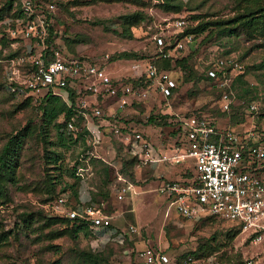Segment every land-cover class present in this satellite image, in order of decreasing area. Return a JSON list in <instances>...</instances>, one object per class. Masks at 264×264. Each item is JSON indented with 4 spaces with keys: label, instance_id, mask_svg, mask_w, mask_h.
Returning a JSON list of instances; mask_svg holds the SVG:
<instances>
[{
    "label": "rangeland",
    "instance_id": "1",
    "mask_svg": "<svg viewBox=\"0 0 264 264\" xmlns=\"http://www.w3.org/2000/svg\"><path fill=\"white\" fill-rule=\"evenodd\" d=\"M46 1L42 7H46L48 2L55 3V9L50 12L55 39L52 46L61 47L66 53L103 62L111 76L120 82L131 84L134 88L129 94L123 95L119 92L117 96H108L85 89V80L76 82V104H87L86 108L91 112L98 106L107 118L104 121L108 123V127H104L108 129L105 130L106 134L99 147L95 149V156L111 161L119 158L116 157L119 147H123L125 151L121 138L115 132L109 131L111 126L120 123L132 124L166 151L175 144L176 136L173 130L178 121L187 114L200 110L214 117L221 130L233 129L241 134L250 131L255 134V138L264 141V39L250 37L244 33L228 36L213 23V20L235 16L241 8L236 0H174V3L182 5L177 11L165 10L155 5L152 0L151 5L144 8L150 18L133 26L134 36L131 38L118 34L122 29L119 15L133 11L139 5L127 0ZM5 2L6 0H0V7ZM16 5L17 0H14V7ZM178 18L185 19L182 28L176 25ZM7 21L8 17L0 21V83L3 85L4 59L7 52L18 49L19 54L23 53L25 42L22 40L14 45L11 41L5 45L2 36L9 33L5 23ZM199 22H209L210 28L198 35L191 34L193 40L187 42L178 55H189L196 76L186 79L187 73L182 68H173V73L178 79V88L174 95L165 97L151 80L146 79L149 64L154 62L157 53L162 50L157 37L162 36L167 43L173 44L177 38L185 37H179V34L187 27L195 26ZM124 50L137 52L141 57L110 59L112 55ZM226 57H233L242 65V68L235 71V74L239 73L242 77L239 80L238 75L235 77L230 91L231 105L227 110H223V91L217 85V80L196 78L199 74L206 73L207 66L219 58ZM140 78V81H135ZM26 97L13 96L5 86L0 88V147L9 133L23 128L30 122V125L34 124L35 130H38L42 122V112L39 108L42 99L31 96L32 104L22 105ZM151 114L160 117L165 115L160 119L167 120L168 123L150 122ZM97 120L103 122V119ZM78 127L79 130L83 129L82 122ZM50 134V139L55 140V129L51 128ZM63 150L65 164L72 166L85 151L84 140L79 139ZM44 152L45 145L40 136L35 134L30 137L23 156L21 179L18 184L11 185L12 200L0 204V232L10 230L9 243L0 246V264H48L58 255L63 256V264H76L70 251L73 245L71 238H48L41 233L43 221H35L32 227H20L21 215L24 212L42 210L43 214H51V209L46 205V201H43L47 196L42 190L46 172ZM170 164L167 166L173 172H167L165 176L176 178L178 173L182 176L184 169L193 166V160L187 158L181 163ZM141 165L143 164L136 162L133 166L134 183L138 185L135 193L127 192L124 198L118 199L113 192L116 181L114 179L111 183L110 198L95 201H105V211L116 216L113 221L119 228H126L131 224L138 228L129 242L123 245L113 240L111 243L110 240L105 244L98 243L88 228L80 233V246L94 252H105L111 264H155L148 263L141 256L139 250L146 246H152L168 257V261L162 264H232L238 258H242L246 263L252 256L264 259V245L252 243L248 233L240 231L234 239L228 240L225 233L233 224L223 218L217 216L202 223L201 218L189 219L179 214L176 206L155 190L158 176L149 167L142 172ZM84 172L91 190H97L104 178V172L94 165ZM109 178L113 179V173ZM65 180L74 182L70 174H65ZM63 184L58 186L59 190ZM77 203L78 200L72 196L69 205L75 206ZM48 230L43 229L46 233ZM213 234L219 235L224 242L221 249L206 254L190 253L198 247L200 241L210 238ZM52 244H61L62 252L56 253L53 247H50Z\"/></svg>",
    "mask_w": 264,
    "mask_h": 264
},
{
    "label": "built area",
    "instance_id": "2",
    "mask_svg": "<svg viewBox=\"0 0 264 264\" xmlns=\"http://www.w3.org/2000/svg\"><path fill=\"white\" fill-rule=\"evenodd\" d=\"M19 2L22 15L16 18V26L11 33L14 45L25 41L24 52L4 59V86L7 90L18 96L39 98L51 92L66 98L67 85L85 80V89L95 94L117 96L119 92L125 95L134 91L131 84L114 82L103 62L66 53L61 47L48 44L49 13L55 9V3L49 2L42 7L35 0ZM184 24V18L176 20L178 27L182 28ZM157 39L161 46L170 44L162 36ZM192 40L191 34L177 38L164 55L177 54ZM215 64L216 67H230L231 71L242 68L233 57L220 58ZM209 72L221 86L229 81L227 71L218 75L212 68ZM146 76L164 96H169L178 85L172 70L161 69L153 63L149 64ZM62 90H66V94ZM221 101L224 109L230 107L232 100L229 91H223ZM86 105H78L83 109L82 125L89 130L90 141L96 148L105 136L102 123L97 120L104 113L98 106L90 112ZM180 126L178 140L166 151L132 124H128L126 130L118 125L111 129L121 137L141 164L181 163L187 158L193 160V166L184 169L181 177L162 178L156 187L170 200V204L176 206L179 214L189 219L210 214L234 220L241 224V231L248 233L252 243L264 245V141L256 139L250 131L243 134L233 129L220 131L211 116L204 112L185 116ZM68 127L79 130L75 116L68 121ZM217 135L219 138L214 139ZM113 187L118 199L124 198L127 192L133 194L137 191L135 183L121 172H118ZM46 205L52 214L88 220L94 231L108 229L107 241L123 243L128 234L138 230L133 224L126 228L116 226L112 221L115 215L105 211V201L95 203L91 199L81 200L75 206H70L68 194L63 192ZM96 239L102 243L103 238L97 236ZM139 252L148 263L162 264L168 261L164 253L149 246ZM245 264H264V259L252 256Z\"/></svg>",
    "mask_w": 264,
    "mask_h": 264
},
{
    "label": "trees",
    "instance_id": "3",
    "mask_svg": "<svg viewBox=\"0 0 264 264\" xmlns=\"http://www.w3.org/2000/svg\"><path fill=\"white\" fill-rule=\"evenodd\" d=\"M39 5H44L46 0H35ZM93 2L103 1V0H91ZM111 1V0H104ZM129 2L134 3L135 5H139V7L133 11L125 12L119 15L121 19V27L122 29L118 31V34L124 37H133V26L140 24L146 19L150 18V15L144 10L145 6L151 5L152 0H127ZM174 0H163L159 2H153L155 5H159L165 10H180L182 5L181 3H174ZM237 3L241 6L238 13L230 18L226 19H218L213 20V23L217 25L218 28L222 29L221 31L228 36H238L241 34H247L250 37H262L264 39V0H236ZM49 3V2H48ZM22 15V9L19 0H17V5L14 7V0H6L5 4L0 7V21L4 20L8 17V21L5 22L6 26L9 30V33L2 36V40L5 43H11L14 39L10 36V30L16 26V18ZM50 16V24H49V36H48V44L52 46L54 44V27L52 25V13H49ZM209 22H199L195 26H190L185 29L183 33L179 34L180 36H185L188 34H201L204 33L207 29L210 28ZM73 41H77L73 39ZM174 44V43H173ZM173 44L162 46V50H160L155 60H153L154 64H156L161 69L173 70L176 66L182 68L186 73V79H191L196 76V70L191 65L190 57L187 56H178L181 52L177 54H172L170 56L164 55L168 52L169 48L173 47ZM20 50L11 49L9 53L7 52L5 58H9L15 55H18ZM0 55H2V48H0ZM80 56V55H79ZM85 57V56H81ZM141 57L140 54L134 51L124 50L118 52L111 56V60H117L121 58H137ZM220 59V58H219ZM216 61L207 66L206 73H201L197 76V80L205 78V79H215L217 80V85L222 89V91L227 90L231 91V86L235 77L237 79H241L242 75L235 74V71H231L230 67H216ZM264 65V62L263 64ZM214 68L218 75H223L225 71H227V75L229 81L225 85H220L218 83V79L213 77L210 74V69ZM114 82H120V80L114 78L112 76ZM147 81L149 80L146 77ZM177 79V78H176ZM140 79H135V81H140ZM178 82V79H177ZM4 86L2 82L0 83V88ZM75 84H69L66 86V90L68 92L67 98L59 95L48 92L43 96L39 97L41 100L39 104V108L42 114V122L38 127V130H35L33 125L27 124L23 128L17 129L9 133L6 137V140L0 147V204L5 202H10L12 200L11 196V185L18 184L21 179V168L23 165V156L25 149L27 148V144L30 137H33L35 134L40 136L43 144L45 145V152L43 157L45 158V178L43 180L44 189H42L47 196L43 198V201L50 202L57 199L63 192L68 194L69 200L74 196L78 202H80V188L83 182L86 181L87 176L85 175L86 169H91L93 165L104 172V178L102 179L101 184L98 185L97 190H91L93 202L98 201L100 199L107 200L110 198L112 194L111 183L115 179H117L118 172H121L124 177L128 180L134 182V170L133 166L136 162H139L137 156L131 154L127 145L123 141L125 151L123 147H119L118 149V159L121 158V167L117 169L115 165L110 161L103 157L95 156V147L90 141V132L86 127H82V130H71L68 127V121L75 116V123L77 125L83 121L84 115L81 112L83 109L76 104V90ZM74 87V88H73ZM178 85L173 88L172 93L169 96L171 97L177 91ZM223 93V92H222ZM14 96L12 92H10ZM231 94V92H230ZM222 96V95H221ZM32 104L31 95L27 96L23 101L22 105L29 106ZM221 108L224 109L222 106ZM87 109V108H86ZM88 110V109H87ZM90 111V110H89ZM91 112V111H90ZM203 111L192 112V113H201ZM190 113V114H192ZM206 113V112H204ZM190 114H187L189 116ZM208 114V113H207ZM210 115V114H208ZM211 116V115H210ZM162 117L151 114L149 117L150 122H155L159 124L168 123L167 120H162ZM61 118L63 120H61ZM213 119V123L216 124V120ZM102 122V127L104 133L106 134L104 126L108 127V123L104 120L107 119L104 114L103 117L100 118ZM105 123V125H104ZM181 120L178 121L177 126L174 128L173 132L175 133L176 140H178V134L181 130ZM126 123H120V126L123 130H126ZM217 125V124H216ZM55 129L56 139H50V130ZM112 128V126H111ZM109 128L111 132H114L113 129ZM217 128L221 130L218 125ZM144 133V132H143ZM147 137H149L146 133H144ZM75 135V136H74ZM218 136V137H217ZM214 139H218L219 135H217ZM118 137H120L118 135ZM121 138V137H120ZM79 139H83L85 143V151L81 154L79 160L72 166L65 164V152L63 148H68L72 143H76ZM257 139V138H256ZM175 140V141H176ZM97 157V158H95ZM83 162V163H82ZM92 165V166H91ZM113 173V179L109 178ZM65 174H70L74 178V182H68L65 180ZM64 183L62 189L59 190L58 186ZM39 187V186H37ZM99 197V199H98ZM217 216L216 215H206L202 217L201 222H205L208 220H213ZM219 217V216H218ZM222 218V217H221ZM224 220L233 224V227L225 233V237L228 240H232L237 236V234L241 231V224L237 223L234 220H228L223 218ZM35 221H43V229H49V232L41 231L48 236L50 239H57L61 237H69L73 241V245L70 247L71 254L76 264H111L109 262L108 256L105 252H94L89 248L82 247L79 245L80 233L89 228V221L84 218H70L68 216L58 215V214H43L42 210L39 211H29L24 212L21 215V226H29L32 227ZM35 229V228H31ZM133 233L128 234L123 243L126 244L132 238ZM10 239V230H2L0 232V246L5 243H9ZM115 241V240H113ZM111 243V240L110 242ZM224 242H222L221 238L217 234H213L210 238H207L203 241H200L198 247L191 251V254H206L212 253L216 250L221 249ZM50 247H53L56 253L62 252L63 247L61 244H52ZM153 248L152 246H149ZM155 249V248H154ZM63 256L58 255L56 258L51 260L48 264H63ZM232 264H245V261L242 258H238Z\"/></svg>",
    "mask_w": 264,
    "mask_h": 264
},
{
    "label": "crops",
    "instance_id": "4",
    "mask_svg": "<svg viewBox=\"0 0 264 264\" xmlns=\"http://www.w3.org/2000/svg\"><path fill=\"white\" fill-rule=\"evenodd\" d=\"M62 92L63 93H66V90H62ZM99 147V145L96 147V149ZM113 159V158H112ZM113 163H115V164H117V166H119V167H121V161L117 158H115V159H113V160H111ZM169 162H160V163H158V164H156V165H141V170H142V172H143V170L146 168V167H149L150 169H152L153 171H154V174L156 175V176H158V178L160 179H162V177H165V178H168V177H166L165 175L167 174V172H173V170H170L169 169V167L167 166V164H168ZM170 164V163H169ZM171 165V164H170ZM184 171V170H183ZM178 172H179V170H178ZM141 173V172H140ZM179 177H181V173H178V175L176 176V178H179ZM146 179V178H145ZM159 179L156 181V185H155V190H156V187H157V185H158V182H159ZM169 179H175V178H169ZM136 185V189H137V187H138V185L137 184H135ZM157 191V190H156ZM164 196V195H163ZM165 197V196H164ZM92 198V194H91V188H90V186L88 185V183H87V181H85V182H83V184H82V186H81V188H80V200H82V201H88V200H90ZM166 198V197H165ZM116 218V216H114L113 217V219H115ZM113 219H112V221H113ZM113 223H114V221H113ZM115 224V223H114ZM116 225V224H115ZM117 226V225H116ZM89 228H90V230H91V232H92V234L95 236V238L97 237V236H99V237H101V238H103V239H105V240H103V239H101L102 240V243H107L108 241H107V236L109 235V233H108V229H105V228H103V229H99V230H97V231H94L90 226H89ZM144 248V247H143Z\"/></svg>",
    "mask_w": 264,
    "mask_h": 264
}]
</instances>
